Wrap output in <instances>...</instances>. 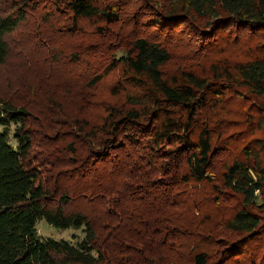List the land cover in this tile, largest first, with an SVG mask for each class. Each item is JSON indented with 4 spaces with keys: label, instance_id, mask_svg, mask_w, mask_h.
<instances>
[{
    "label": "trees",
    "instance_id": "16d2710c",
    "mask_svg": "<svg viewBox=\"0 0 264 264\" xmlns=\"http://www.w3.org/2000/svg\"><path fill=\"white\" fill-rule=\"evenodd\" d=\"M125 1L10 0L9 11L0 10V66L8 56L6 35L28 11L43 22L55 19L58 33L88 24L105 38L118 34L110 29L115 23H127L121 13L131 3ZM141 1L151 15L159 13L155 0ZM160 1L167 7L162 17L143 23L134 18L120 55L115 58L106 44L102 68L88 74L91 86L114 75L108 90L119 101L107 104L93 124L67 118L73 122L68 133L88 155L77 154L75 141L68 143L63 159L76 156L80 166L54 180L51 190L27 163L33 118L23 107L0 102V264H111L107 239L115 251L119 243L129 247L120 262L113 260L118 264L129 263L127 256L133 264H264V52L235 63L214 60L206 77L190 66L165 68L171 53L163 34L195 18L213 29L231 23L263 30L264 0ZM55 54L46 53L47 62L57 60ZM78 58L67 54L75 63ZM243 94L253 99V112L242 121L247 137L242 129L230 133L236 120L225 118L227 99ZM55 107L63 111L61 104ZM95 202V212L85 209ZM183 203L208 230L175 228L170 241L167 230L154 233L167 211L184 216L174 210ZM38 219L56 229H80L83 237L42 238ZM216 222L237 237L223 242ZM170 251H179L178 259Z\"/></svg>",
    "mask_w": 264,
    "mask_h": 264
},
{
    "label": "rangeland",
    "instance_id": "374dc122",
    "mask_svg": "<svg viewBox=\"0 0 264 264\" xmlns=\"http://www.w3.org/2000/svg\"><path fill=\"white\" fill-rule=\"evenodd\" d=\"M155 1L157 2L155 5L159 7V13L151 15L143 1L126 0V5L131 4L125 6L121 17L127 23L125 26L115 23V26L110 27L111 30L118 31L114 37H99L88 24H80L81 28L76 29L74 33L67 31L58 33L51 25L55 23V19L43 22L33 10H26L28 11L26 19L13 32L6 35L9 50L5 63L0 66V102L8 101L15 107H23L30 113V119L33 118L28 124L32 143L27 163L35 169L46 190H51L54 180L60 179L61 175L78 169L80 166L79 160L74 159L76 156H67L65 160L63 159L65 152L67 153V144L75 141L69 134L70 132L68 133V127L73 123L69 121V116L78 121L87 119L89 124H93L105 114L104 109L107 104L119 101L118 98L110 95L108 90L110 84L114 82V75H107L98 84L91 86L88 84L91 78L88 74L97 73V70L102 68L103 60L109 55L103 50L106 44H111V52L115 58L120 55L123 47L122 41L125 43V38L131 36L130 30L133 28L134 18L143 23L148 19L162 17L161 14L167 10V7H164V3L160 0ZM10 7V0H0L2 12H8ZM187 21L171 27L172 31L168 29L164 30L165 33L163 32L170 40L167 48L170 50L171 59L164 66L169 70H174L178 66L188 69L190 66L207 77L210 75L209 63L214 60L227 58L235 63V61H243L252 56H259L264 52V29L250 31L231 23L213 29L217 26H211V23L207 25L204 19L195 18L194 23L189 19ZM52 33L54 36L51 35ZM158 40L162 41V39ZM51 50L56 53L57 60L51 59L47 62L45 56ZM69 52L78 53L77 63L67 59ZM84 73L85 75L82 76ZM252 100V98H247L246 94L232 95L227 99L224 105L227 110L225 118L236 120V125L229 128L230 133H237L242 129L240 132L247 137L244 133L248 132L247 127L242 121L253 112L250 106ZM56 104H61L64 112L58 110L55 107ZM71 129L74 133H78L77 129ZM66 132L68 135L64 137ZM73 144H75L78 155L81 154L83 158L88 155L78 142L75 141ZM62 151L64 154H61ZM98 207L95 202L85 206V209L95 212ZM202 208L210 210L212 207L202 204ZM174 210L177 214L184 216L173 217L170 211H167L157 218L154 233L161 229L167 230V241H170L174 236L169 232L175 228L184 227L191 229L192 232L198 229L203 232L208 230L207 226L200 221V215L192 218L187 214L188 208L184 203L182 206H176ZM35 227L37 234L42 238L77 242L83 237L80 229L74 227L56 229L49 226L44 219H38ZM215 229V235H222L223 242L237 237L235 233L224 229L220 223H215ZM112 244H114L113 240L107 239V245L113 251L111 257L113 263L111 264H118L120 259L126 256V251L129 252V247L124 249V244L119 243L118 250L115 251L112 249ZM260 249H262L261 255L264 249L262 247ZM178 252L170 251L169 253L178 259L180 255ZM116 257L119 259L117 263L113 261ZM127 257L130 259L127 264H133L132 257Z\"/></svg>",
    "mask_w": 264,
    "mask_h": 264
}]
</instances>
